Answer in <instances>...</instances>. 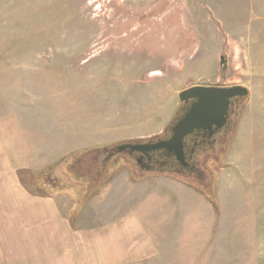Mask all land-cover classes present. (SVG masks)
<instances>
[{"label":"rangeland","instance_id":"rangeland-1","mask_svg":"<svg viewBox=\"0 0 264 264\" xmlns=\"http://www.w3.org/2000/svg\"><path fill=\"white\" fill-rule=\"evenodd\" d=\"M196 84L248 95L204 174L187 175L189 207L161 193L169 224L145 214L157 247L140 264H264V0H0V264H59L80 228L114 218L112 203L156 211L144 188L108 199L107 182L119 194L143 177L168 193L151 175L175 173L101 148L161 134Z\"/></svg>","mask_w":264,"mask_h":264},{"label":"water","instance_id":"water-1","mask_svg":"<svg viewBox=\"0 0 264 264\" xmlns=\"http://www.w3.org/2000/svg\"><path fill=\"white\" fill-rule=\"evenodd\" d=\"M220 63L223 65V58ZM247 95L248 89L242 85L188 86L179 91L177 109L161 134L115 146L119 152L128 150L137 155V161L146 162L148 172L173 171L187 175L195 169L191 163L194 146L212 142L219 133L230 130L236 122L235 118L232 120L235 105ZM151 160L157 163L152 166ZM81 204L80 201L78 205Z\"/></svg>","mask_w":264,"mask_h":264},{"label":"crops","instance_id":"crops-1","mask_svg":"<svg viewBox=\"0 0 264 264\" xmlns=\"http://www.w3.org/2000/svg\"><path fill=\"white\" fill-rule=\"evenodd\" d=\"M34 163L37 164L38 162L36 161ZM48 165L49 163L39 166L31 165L30 167L38 171ZM151 176H154L152 179L156 182H158V180L161 182L163 178H166L167 182L165 185L167 184V190L169 192L167 193L162 188L164 183L161 182L162 184L160 183L155 189L153 186L156 187V184H149V179L147 180L144 178H142L141 182H128L129 187L126 189L124 188L119 194L115 190L117 181L113 179L107 182L105 192L110 200L123 199L125 201V199H137L138 192L142 191L144 188L146 190L145 194H147L144 197L146 200L158 201L156 202V211L153 212V210H149V212H141L139 207H131V204L125 202L124 205L128 206V208L124 207L123 211H119L118 208L120 207L117 208L113 203L110 204L109 208H112V215L114 218H109L105 226L94 227V225L91 224L88 228H80V232H86L81 234L83 238L80 243L81 245L77 243V241H79L77 240V246H74V249L67 246V254L63 259L61 258L62 260L60 259L61 262L59 264H79L82 262L86 264H140L143 260H146V258L149 259L153 250L157 247V240L155 236L151 235L147 227L145 214H158L157 217L160 216V218L154 221L155 224H169V221L162 217L164 212L158 211L159 209H157L158 207L162 208L163 204V201H159L162 200L161 198L163 197L160 194L165 193L171 195L178 203L180 202L183 207L187 208L189 205L186 204V202L190 198V188L184 182L165 175ZM125 178V176L122 177L123 183L127 182ZM147 189H149V191ZM167 198L170 199L169 196H167ZM178 203L176 206H178ZM49 211L54 214L56 213L55 208ZM186 216H190V211H187ZM159 230L163 231L162 228H159ZM50 264H56V262Z\"/></svg>","mask_w":264,"mask_h":264},{"label":"flooded vegetation","instance_id":"flooded-vegetation-1","mask_svg":"<svg viewBox=\"0 0 264 264\" xmlns=\"http://www.w3.org/2000/svg\"><path fill=\"white\" fill-rule=\"evenodd\" d=\"M226 135H227V132H221L219 133L212 142H209V143H201V144H197L194 146V150H192L194 153L192 155V158H191V163L195 166V169L192 170L191 174L192 173H195V175L197 176H202L204 174V166L202 164V160H203V157L204 155H207L209 154L210 152L212 153L211 155H216L215 151L217 148H219L221 146V143L223 141H225V138H226ZM117 146H114L113 148L116 149ZM113 149V150H115ZM123 152L124 155L120 156L117 158V161L119 160V162H124V163H127V161H129V163H133L134 166L137 168L138 171H150V168H147L145 165L146 162L142 161V160H139L137 161V155L129 152L128 150H124ZM117 155V153H116ZM109 158H114L115 157V154L114 153H110L109 155ZM210 161H212L210 159ZM161 163L162 162H165L164 160H161L160 161ZM149 163H151L150 165L154 166L157 162L155 160H151ZM108 172V171H106ZM75 173V171L73 170V174ZM190 174V173H187V175ZM83 177V183L82 182H79V185H81V188L83 189L82 190V193L83 192H87L88 191V187H89V184L91 183V180L88 179L89 176L87 178H85V176H81Z\"/></svg>","mask_w":264,"mask_h":264},{"label":"trees","instance_id":"trees-1","mask_svg":"<svg viewBox=\"0 0 264 264\" xmlns=\"http://www.w3.org/2000/svg\"><path fill=\"white\" fill-rule=\"evenodd\" d=\"M229 131V133H230V135L232 136V132H231V129L230 130H228ZM228 131H226V132H228ZM231 140H232V137H231V139H230V142H231ZM230 142H229V144H230ZM116 145V143H110V144H106V145H104L101 149H105V148H112L113 146H115ZM94 149H100V147H97V148H94ZM69 156H67L66 158H68ZM66 158H64L62 161H64V160H66ZM58 166V165H57ZM55 167V169H57V167L56 166H54ZM107 171V170H106ZM168 172H172V171H168ZM111 172L110 171H108V172H106L105 173V175L104 176H107V175H109ZM175 173V172H174ZM175 177H177L178 179H180L181 181H183L184 183H188V184H190V181L188 180V178H189V176H187V175H184V174H180V173H175V175H174ZM48 177V176H47ZM136 177V176H135ZM134 177V178H135ZM142 179L143 177H137V179ZM187 179V180H186ZM51 180V179H50ZM72 181V180H71ZM71 183H73V182H71ZM98 186H100V184L98 185ZM97 189V188H96ZM93 193H91L90 195H88V196H91ZM206 196H208L209 198H210V200L213 202V203H215L216 202V200H215V197H214V194H213V192H211L210 194H208L207 193V195ZM86 199H80L79 200V202L81 201L82 202V204L81 205H78L77 204V206H76V208L75 209H79L86 201H85ZM78 202V203H79ZM74 209V210H75Z\"/></svg>","mask_w":264,"mask_h":264}]
</instances>
